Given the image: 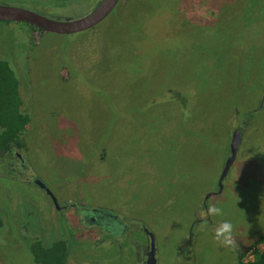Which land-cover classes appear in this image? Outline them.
Segmentation results:
<instances>
[{"label":"rangeland","instance_id":"rangeland-1","mask_svg":"<svg viewBox=\"0 0 264 264\" xmlns=\"http://www.w3.org/2000/svg\"><path fill=\"white\" fill-rule=\"evenodd\" d=\"M99 1L0 5L75 21ZM92 29L0 22V57L17 64L31 118L24 179L0 155V264H35L30 244L60 240L63 264H143L141 227L157 264H237L264 233V0H119ZM215 204L224 215L208 217ZM86 212L113 228L88 229ZM225 219L236 250L214 242Z\"/></svg>","mask_w":264,"mask_h":264},{"label":"trees","instance_id":"trees-1","mask_svg":"<svg viewBox=\"0 0 264 264\" xmlns=\"http://www.w3.org/2000/svg\"><path fill=\"white\" fill-rule=\"evenodd\" d=\"M34 5L37 6L35 2ZM31 29L40 34L46 33L34 27ZM20 64L22 70L24 67L21 62ZM17 69V64L11 58L0 57V155L11 152L13 147L20 152L25 150L22 142L31 122L20 92L21 84ZM2 225L0 222V228ZM28 250L35 264H63L67 254V244L66 241L60 240L53 246L45 248L39 241H35L29 245ZM247 250L248 252L244 253L237 252V264H264V233Z\"/></svg>","mask_w":264,"mask_h":264},{"label":"water","instance_id":"water-1","mask_svg":"<svg viewBox=\"0 0 264 264\" xmlns=\"http://www.w3.org/2000/svg\"><path fill=\"white\" fill-rule=\"evenodd\" d=\"M119 0H100L94 10L87 16L75 21H59L50 19L46 16L24 10L17 7L0 5V22L3 23H24L34 27L39 31L51 33L54 35H73L88 31L106 19L115 9ZM241 140V131H234L230 142V156L225 163L224 169L219 179V190H221V182L225 178L230 167L233 165L239 149ZM34 184L42 189L52 201L53 206L60 211L56 198L40 180H35ZM151 240V252L147 264H156L155 259V240L151 233L146 230Z\"/></svg>","mask_w":264,"mask_h":264},{"label":"flooded vegetation","instance_id":"flooded-vegetation-1","mask_svg":"<svg viewBox=\"0 0 264 264\" xmlns=\"http://www.w3.org/2000/svg\"><path fill=\"white\" fill-rule=\"evenodd\" d=\"M40 34V33H39ZM236 130H240V128L236 129ZM234 130V131H236ZM242 132V131H241ZM234 133V132H233ZM232 133V135H233ZM232 138V137H231ZM231 142V140H230ZM24 144V141L22 142ZM229 151H230V146H229ZM3 156L9 160H6V162H4V165L8 168H10L9 170H12L14 172V175H18V177H22V178H19V179H24V175L23 173L28 170L25 166V163L23 162V157H22V154L20 152L19 149L13 147L12 148V151L7 153L6 155L3 154ZM230 156V154H229ZM228 156V158H229ZM228 158L226 159V161L228 160ZM225 161V163H226ZM3 163V161H1ZM235 162V161H234ZM225 163H224V166H225ZM234 164V163H233ZM224 166H223V169H224ZM232 167V166H231ZM230 167V168H231ZM222 169V171H223ZM230 170V169H229ZM229 172V171H228ZM228 172L225 176V178L227 177L228 175ZM222 174V172H221ZM221 176V175H220ZM224 178V179H225ZM220 179V178H219ZM223 179V180H224ZM222 180V182H223ZM221 182V184H222ZM218 183H219V180H218ZM222 188V187H221ZM49 197V196H48ZM52 202V201H51ZM64 208H71V206H64V207H61L60 211ZM75 212L79 213V209H74ZM82 220L90 223V225H86V227H88V229H91V230H95V229H101L103 231H107L110 232V228H113L112 226L110 227V225L108 223H105L104 221L102 222V218L100 217V215L98 214H91V213H88L86 212L83 216H82ZM136 227V226H135ZM139 227V226H138ZM136 227V229L138 228ZM141 227V226H140ZM140 230H142L144 232V235H145V246H144V257H145V261L143 264H147V261H148V258H149V254L151 252V240H150V237L148 236L146 230L144 229V227H141ZM149 232V231H148ZM150 233V232H149ZM155 240V239H154ZM155 259H156V264H157V258H156V244H155Z\"/></svg>","mask_w":264,"mask_h":264},{"label":"clouds","instance_id":"clouds-1","mask_svg":"<svg viewBox=\"0 0 264 264\" xmlns=\"http://www.w3.org/2000/svg\"><path fill=\"white\" fill-rule=\"evenodd\" d=\"M224 215V207L222 204L210 205L207 208V216L211 218ZM237 228L230 219H225L214 228V242L226 249L236 250L237 245Z\"/></svg>","mask_w":264,"mask_h":264}]
</instances>
